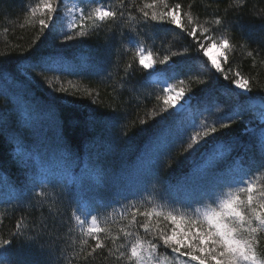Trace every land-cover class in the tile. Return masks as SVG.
I'll return each mask as SVG.
<instances>
[{
  "label": "trees",
  "instance_id": "1",
  "mask_svg": "<svg viewBox=\"0 0 264 264\" xmlns=\"http://www.w3.org/2000/svg\"><path fill=\"white\" fill-rule=\"evenodd\" d=\"M62 1L56 0L57 13L41 32L38 23H26L27 10L41 0H0V113L4 114L0 124V238L13 240L7 252L0 250V258L8 257L14 264H122L106 250L84 258L95 241L81 232L75 220L81 207H90L101 227L121 236L113 244L106 233H100L101 240L115 251L125 242L119 230H133L129 227L133 212L142 220L141 213L152 204L168 207L165 197L169 195L179 193L187 198L202 177L214 173L227 179L244 176L252 177L257 187L264 184V170L257 172L255 167L260 152L253 144L260 123L253 116L258 107L252 105L254 101L264 104V0H243L242 6L237 0H135L134 4L124 0L123 21L100 23L95 28L86 21L89 35L85 37L77 35L81 15L72 29L56 30ZM154 2L153 9H146L150 14L181 4L186 27L189 12L202 25L217 17L234 21L223 34L235 49L222 67L230 79L239 71L250 80L251 99L234 97L232 89L219 87L205 95L202 89L212 85L219 74L209 70L207 58L178 27L150 21L145 28L138 9ZM120 3L81 0L80 6L86 14L97 4L119 9ZM129 29L147 34L142 46L153 53L154 72L162 81L177 90L183 87L187 97H194L190 115L182 111L172 116L173 107L164 111L163 82L154 83L151 72L138 64L135 49L127 43ZM66 34L74 39L66 40ZM197 38L205 42L200 30ZM185 50V56L173 55ZM166 55L172 61L197 59L180 65L185 72L175 78L162 72L167 63H158ZM29 56L33 61L24 59ZM38 58H42V67L33 68ZM229 68L232 72H227ZM195 77L207 84H199ZM179 79H184L183 85ZM61 88L67 92L58 91ZM237 102L248 109L245 120L252 131L245 132L242 121L229 129H219L217 124L215 136L225 143L214 150L208 143L195 156L192 152L198 145L185 150L188 137L197 130L194 124L223 119ZM41 191L43 196L38 195ZM175 208L190 212L180 204ZM135 230L144 235L138 225ZM85 238L87 245L82 243ZM258 238L257 250L264 252V234ZM157 254L162 258L160 264L178 263L171 249L161 246Z\"/></svg>",
  "mask_w": 264,
  "mask_h": 264
},
{
  "label": "snow or ice",
  "instance_id": "2",
  "mask_svg": "<svg viewBox=\"0 0 264 264\" xmlns=\"http://www.w3.org/2000/svg\"><path fill=\"white\" fill-rule=\"evenodd\" d=\"M96 0H90V3H95ZM135 3V0H132ZM237 3L242 6L243 0H237ZM154 3H148L144 7L138 9V13L144 23L145 28L149 26V22H167L173 26L178 27L187 37L192 38L197 45V51L201 52L207 58V63L210 65V71L214 70L219 76L215 77L214 83L209 87L202 89V92L207 95L213 89L219 87L222 89H232L231 95L234 97L248 96L253 92V87L250 80L246 78L241 72L233 73L231 79L222 67L221 60L228 61V53L235 49V45L230 42L224 31L230 30L234 21L225 20L217 17L212 22H205L200 24L198 19L193 17L189 12L188 26L181 20V4L177 3L167 12L157 13L150 12L146 9H153ZM58 5L56 0H41V3L35 7L27 10L26 23H38L41 26V32L44 28H48L49 21L54 18L57 13ZM39 13V16L37 14ZM126 15V8L124 0H121L119 9H113L105 4H97L91 7L90 11L85 14V10L81 9L80 17V31L77 33L79 37L89 35L85 28L86 21L91 22L92 27L95 28L100 23L113 22L117 20L123 21ZM131 17V12H127ZM75 27L76 25H70ZM190 28V30H189ZM198 30L204 36V41L201 42L197 38ZM219 31L221 34L216 35ZM125 33L121 32L123 37ZM138 29H129L127 33V43L130 49H135L136 57H138V64L144 69H153L157 63L153 59V53L143 47V41L146 38ZM66 40H72V35L66 34ZM215 50V53H214ZM146 53V54H145ZM184 53L178 52L173 55L185 56ZM252 56V52H248ZM25 60L33 61V57H24ZM197 57H186V60H196ZM186 60L172 61L171 55H166L159 64H168V68L163 69L164 75L169 77L179 78L185 69L180 65L186 63ZM172 61L171 63H169ZM33 68L42 67V58H38L32 64ZM132 65L128 64V68ZM42 70H47L43 69ZM227 72H232L229 68ZM0 75H3V70L0 69ZM222 76V80L220 79ZM191 78V77H190ZM199 84H207L205 79L195 77ZM224 81H228L227 84ZM181 85L184 84V79H179ZM261 90H264L262 88ZM61 92H67L66 89H58ZM163 91L165 95L161 97L164 105V111L177 104L185 97V89L183 87L177 90L174 84L164 81ZM194 97L189 96L188 101ZM186 101V103L188 102ZM184 105H180L183 109ZM254 107V106H253ZM258 113L253 116L260 122L259 136L253 144V148H258L260 152V161L255 166L256 171L264 170V104L261 106ZM172 116L178 115V111L170 113ZM248 115V109L237 102V107L232 109L230 113L219 121L212 123H202L200 125H193L197 130L188 137L187 150L195 148L192 155L195 156L200 148L208 143H212L214 148L217 145H222L219 137L215 136L219 129H229L232 124L237 121H242L245 124L244 131H252L247 127L248 121L245 120ZM4 121V114L0 113V124ZM161 125L165 121H160ZM219 125V129L217 127ZM229 136L230 133H224ZM206 137H212V140H206ZM201 141L204 143L202 144ZM38 195L43 196L41 191ZM168 207L164 205L152 204L151 207L141 213L142 220H137L135 212L132 214V219L129 221V227L133 230H125L121 228L119 231L123 233L124 243H120L115 251L108 247L104 241L101 240L100 233H106L112 240L113 244L121 239L120 235H111L107 227H101L97 215L92 213V210L85 205L80 208V215L75 216V220L81 226V232L87 237H91L95 241V246L84 257L87 259L97 253V250H106L109 256H115V259L121 261L122 264H160L157 250L163 246L171 249V252L176 254L178 264H264V252H258L259 235L264 234V184L257 187V183L252 177L239 179H227L216 175L215 173L208 177H202L193 187L191 193L187 198H183L177 193L176 196L165 197ZM180 204L184 209H190V212L177 211L175 205ZM197 205H203L199 207ZM123 207V205H121ZM135 211H139L136 209ZM123 216V213H121ZM90 217V222H88ZM155 218V222L153 220ZM167 222L164 227L160 225ZM87 223V228L83 226ZM139 226L144 231L141 236L135 230V226ZM150 225H154L150 227ZM170 226V231L167 230ZM17 236H22L20 232ZM23 243L24 241L21 240ZM32 240L27 243H32ZM84 245L88 244V239H83ZM13 244L11 239L0 238V250L8 251ZM187 249L181 252V249ZM84 249H81L83 252ZM187 257L188 259H181ZM0 264H14L10 258H0Z\"/></svg>",
  "mask_w": 264,
  "mask_h": 264
},
{
  "label": "rangeland",
  "instance_id": "3",
  "mask_svg": "<svg viewBox=\"0 0 264 264\" xmlns=\"http://www.w3.org/2000/svg\"><path fill=\"white\" fill-rule=\"evenodd\" d=\"M80 15H81V7L79 4V0H63L62 1V7L60 9L59 17L54 23L56 30L68 31V30L72 29L73 27H71L70 25H76L77 20L80 17ZM214 53H215V50H214ZM222 61L223 60H221V64H222ZM154 68L153 69H147V70L148 71H154ZM153 80L155 82L159 80V77L156 73L153 74ZM186 101H188V97L185 95L184 99L181 100L179 102V104L173 106V108L178 112L179 111H185L189 114L190 101H188L187 103H186ZM180 105H184L183 109H180ZM252 105L257 106L259 111L261 110L260 106L262 105V103L254 102V103H252ZM158 257H159L160 263H162V258L159 255H158ZM192 264H196V263L192 262Z\"/></svg>",
  "mask_w": 264,
  "mask_h": 264
}]
</instances>
